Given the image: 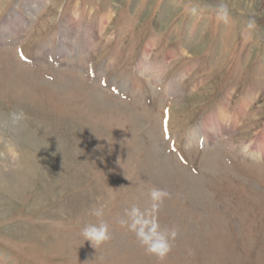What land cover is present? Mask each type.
<instances>
[{
  "label": "rangeland",
  "instance_id": "rangeland-1",
  "mask_svg": "<svg viewBox=\"0 0 264 264\" xmlns=\"http://www.w3.org/2000/svg\"><path fill=\"white\" fill-rule=\"evenodd\" d=\"M241 3L0 0V264H264V10ZM154 188L163 259L120 224Z\"/></svg>",
  "mask_w": 264,
  "mask_h": 264
},
{
  "label": "clouds",
  "instance_id": "clouds-1",
  "mask_svg": "<svg viewBox=\"0 0 264 264\" xmlns=\"http://www.w3.org/2000/svg\"><path fill=\"white\" fill-rule=\"evenodd\" d=\"M21 114L13 113L12 119H20ZM169 195L168 192L160 189H152L150 197L152 200L151 209L142 212L138 207H132L127 213L128 220H121V226L127 225L129 230L136 234L140 244L145 250L163 259L172 249L170 241L176 237L174 229H162L157 218V212L163 202V199ZM93 215L100 217L103 215V209H93ZM83 244L87 241L93 249L100 247L103 243L110 240L108 225L101 222L97 225H87L82 229ZM82 244V245H83Z\"/></svg>",
  "mask_w": 264,
  "mask_h": 264
},
{
  "label": "bare ground",
  "instance_id": "bare-ground-1",
  "mask_svg": "<svg viewBox=\"0 0 264 264\" xmlns=\"http://www.w3.org/2000/svg\"><path fill=\"white\" fill-rule=\"evenodd\" d=\"M242 1H244V0H234V4L239 7L240 4L243 5L241 3ZM248 5H249V7H251V8L252 7H255L256 9L260 5L261 8L260 7L259 8L264 10V0H249ZM11 22H13V21H11V20L10 21H7L4 24L5 28H7L8 30H10ZM72 25H74V24H72ZM87 38L90 39V40H92V34L91 33L88 34L87 35ZM145 70H147V71L152 70L153 72H155L156 69L155 68L153 69V68H149L148 67ZM167 87H168V89H171L169 86H167ZM227 115L220 113V115L218 116V119H217V121H219L218 124L217 123L215 124L213 122V124H211L210 126H208L209 123H212V121H215L212 118V119L209 120V122L207 121L205 123V127H207L211 131L213 130V131H218V132H221V133L228 132V131L230 132L231 131V128H232V125H235L236 122L238 121V113L236 115L234 114L233 116H227ZM190 137L192 139H197L198 138V131H196V129L192 130L190 132ZM260 139H261V142L262 143L258 147L259 149H254L255 148L254 147V142H251V143H249L246 146L247 153L248 154H250V155H257V157L258 156H260V157L261 156L262 157L264 156V130H263L262 134L260 135Z\"/></svg>",
  "mask_w": 264,
  "mask_h": 264
}]
</instances>
